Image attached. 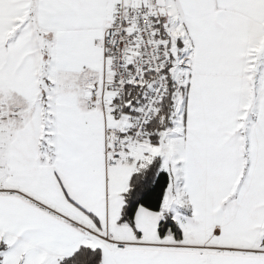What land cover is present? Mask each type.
<instances>
[{"label":"snow or ice","instance_id":"6c2138e0","mask_svg":"<svg viewBox=\"0 0 264 264\" xmlns=\"http://www.w3.org/2000/svg\"><path fill=\"white\" fill-rule=\"evenodd\" d=\"M0 264H264V0H0Z\"/></svg>","mask_w":264,"mask_h":264}]
</instances>
